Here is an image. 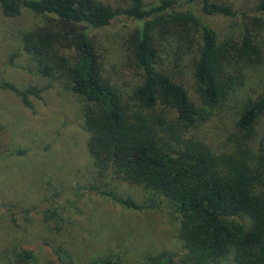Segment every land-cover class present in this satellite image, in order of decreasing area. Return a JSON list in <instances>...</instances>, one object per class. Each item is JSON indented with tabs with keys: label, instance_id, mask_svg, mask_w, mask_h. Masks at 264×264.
<instances>
[{
	"label": "trees",
	"instance_id": "trees-1",
	"mask_svg": "<svg viewBox=\"0 0 264 264\" xmlns=\"http://www.w3.org/2000/svg\"><path fill=\"white\" fill-rule=\"evenodd\" d=\"M237 1L129 0L121 11L136 22L127 45L139 75L130 86L105 68L93 34L116 15L110 2L0 0L6 16L26 7L40 17L20 30L21 51L30 59L21 66L47 78L45 86L58 83L79 98L86 147L104 183L121 178L142 185L151 194L150 206L154 198L167 200L179 216L185 264H264V139H254L264 114V0L250 7ZM215 14L239 16L222 39L204 17ZM257 70L259 85H250ZM186 71L200 102L185 84ZM0 87L28 106L44 90L19 87L1 75ZM245 87L249 92L226 135L227 148L216 149L202 127ZM102 192L127 207H144L114 189ZM55 212L48 207L44 214ZM45 243L53 255L41 264H75L62 245ZM37 256L36 248L21 245L5 264H38ZM121 258L96 255L87 264H120ZM145 264H173V257L161 252Z\"/></svg>",
	"mask_w": 264,
	"mask_h": 264
},
{
	"label": "rangeland",
	"instance_id": "rangeland-1",
	"mask_svg": "<svg viewBox=\"0 0 264 264\" xmlns=\"http://www.w3.org/2000/svg\"><path fill=\"white\" fill-rule=\"evenodd\" d=\"M105 1L118 11L108 26L94 29L93 34L100 40L108 72L133 86L139 75L127 36L136 22L121 11L129 0ZM257 1L245 0V5L241 1L239 6L250 7ZM204 17L220 39L239 19L238 15L221 14ZM39 19L26 7L15 16H6L0 9V75L19 87H44L42 97L31 96L32 106L0 87V264L21 245L36 248L41 264L53 255L52 247L45 243L49 241L66 248L75 264H87L96 255L116 254L122 255L120 264H145L161 252L173 257V264H185V248L178 236L179 216L167 200L154 198L156 205L150 206L151 194L142 185L121 178L104 183L86 147L79 98L58 83L45 86L47 78L21 66L30 59L21 51L20 30ZM185 75L192 97L200 102L189 71ZM260 75L259 70L253 72L250 85H259ZM248 92L245 87L231 93L203 125L201 133L214 148H227L226 135L234 130ZM254 139H264V114ZM102 189H114L118 197L128 196L144 207H127ZM48 207L56 214L45 216ZM219 264L231 263L224 259Z\"/></svg>",
	"mask_w": 264,
	"mask_h": 264
}]
</instances>
